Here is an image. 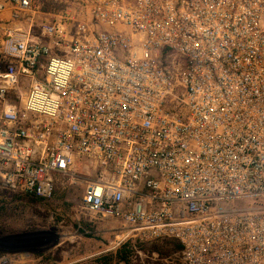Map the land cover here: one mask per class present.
Instances as JSON below:
<instances>
[{
	"label": "built area",
	"instance_id": "obj_1",
	"mask_svg": "<svg viewBox=\"0 0 264 264\" xmlns=\"http://www.w3.org/2000/svg\"><path fill=\"white\" fill-rule=\"evenodd\" d=\"M57 1L0 0V187L264 264V0Z\"/></svg>",
	"mask_w": 264,
	"mask_h": 264
},
{
	"label": "rangeland",
	"instance_id": "obj_2",
	"mask_svg": "<svg viewBox=\"0 0 264 264\" xmlns=\"http://www.w3.org/2000/svg\"><path fill=\"white\" fill-rule=\"evenodd\" d=\"M57 12L56 0H38ZM83 181V180H82ZM61 179L52 200L33 202L0 187V264H183L176 240L130 235L120 225L96 226L80 210L83 189Z\"/></svg>",
	"mask_w": 264,
	"mask_h": 264
},
{
	"label": "crops",
	"instance_id": "obj_3",
	"mask_svg": "<svg viewBox=\"0 0 264 264\" xmlns=\"http://www.w3.org/2000/svg\"><path fill=\"white\" fill-rule=\"evenodd\" d=\"M11 14L10 12H4V13H0V39L2 37V28H1V23L4 21L6 22V20H8L10 18Z\"/></svg>",
	"mask_w": 264,
	"mask_h": 264
},
{
	"label": "trees",
	"instance_id": "obj_4",
	"mask_svg": "<svg viewBox=\"0 0 264 264\" xmlns=\"http://www.w3.org/2000/svg\"><path fill=\"white\" fill-rule=\"evenodd\" d=\"M26 199L31 200L33 202H39L40 201L39 199H36V198H26Z\"/></svg>",
	"mask_w": 264,
	"mask_h": 264
}]
</instances>
